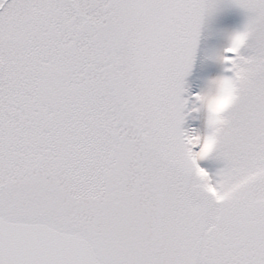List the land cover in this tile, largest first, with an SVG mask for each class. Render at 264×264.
<instances>
[{
    "label": "snow or ice",
    "instance_id": "obj_1",
    "mask_svg": "<svg viewBox=\"0 0 264 264\" xmlns=\"http://www.w3.org/2000/svg\"><path fill=\"white\" fill-rule=\"evenodd\" d=\"M0 264H264V0H0Z\"/></svg>",
    "mask_w": 264,
    "mask_h": 264
},
{
    "label": "rangeland",
    "instance_id": "obj_2",
    "mask_svg": "<svg viewBox=\"0 0 264 264\" xmlns=\"http://www.w3.org/2000/svg\"><path fill=\"white\" fill-rule=\"evenodd\" d=\"M201 166L208 167L210 170H214L216 167H218L217 164L212 162H201Z\"/></svg>",
    "mask_w": 264,
    "mask_h": 264
}]
</instances>
